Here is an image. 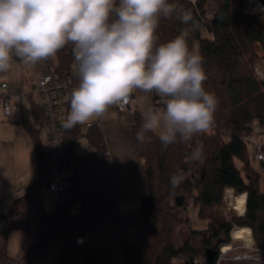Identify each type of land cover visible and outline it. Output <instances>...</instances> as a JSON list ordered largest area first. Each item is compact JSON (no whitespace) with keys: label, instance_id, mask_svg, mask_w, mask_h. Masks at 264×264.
<instances>
[{"label":"trees","instance_id":"16d2710c","mask_svg":"<svg viewBox=\"0 0 264 264\" xmlns=\"http://www.w3.org/2000/svg\"><path fill=\"white\" fill-rule=\"evenodd\" d=\"M170 2L191 9L195 24L188 45L202 55L207 77L204 88L218 101L213 115L218 129L216 133L203 134L202 159L192 161L191 141L179 137L166 148L152 132L145 133L144 142H140L136 134L143 115L131 109L132 139L137 154L145 160L148 191L139 197L140 213L130 218L132 222H143L138 242L124 239L114 248L109 242H98L97 237L98 229L118 226L125 217L119 212L124 195L107 155L103 132L99 127L83 133L78 124L72 128L64 126L65 145L72 160L65 190L58 196L53 212H43L37 218L35 232L27 228L25 221L15 224L4 221L0 264H33L47 258L57 264H195L194 260L202 256L208 264L206 253L211 250L217 251L214 263L217 264L219 247L230 243L234 226L250 228L256 249L264 251V193L259 171L253 167L248 153L249 146L241 138L254 120L264 125V83L256 80L253 67L264 57V20L260 15L246 14L244 0H199L196 6L185 0ZM208 12L213 15L207 20ZM183 27L175 16L161 18L156 45L173 39ZM204 29L211 38L202 36ZM57 56L59 64L55 72L66 69L70 63L67 46ZM33 110L35 122L42 127V111L36 104ZM23 125L35 147L40 176L35 184L46 185L50 161L39 140L40 133L27 121ZM83 139L93 152L74 150ZM262 139L264 150V131ZM173 175L179 177L175 186L170 182ZM228 188L246 197L243 217H235L231 222L214 212L222 205L223 193ZM21 201H14L10 217L20 214ZM189 202L198 208V217L207 222V229L194 230L188 217L179 216L178 210L186 209ZM218 212L223 217L230 213L226 206ZM1 215L0 219L8 218ZM181 227L188 229V235L177 246L175 235ZM15 229L25 231L30 239L28 253L16 261L8 257L5 248L7 232ZM58 242L61 248L55 250ZM114 249L118 251L115 256L111 253ZM180 257L183 261L175 262Z\"/></svg>","mask_w":264,"mask_h":264},{"label":"clouds","instance_id":"9594fccd","mask_svg":"<svg viewBox=\"0 0 264 264\" xmlns=\"http://www.w3.org/2000/svg\"><path fill=\"white\" fill-rule=\"evenodd\" d=\"M173 16L184 27L157 46L160 19ZM194 24L191 9L170 0H0V73L13 56L35 65L71 44L79 83L64 126L102 117L136 90L155 93L166 103L145 109L136 135L144 142L152 132L166 148L206 131L218 103L204 88L202 55L188 45ZM202 156L198 147L190 159Z\"/></svg>","mask_w":264,"mask_h":264},{"label":"built area","instance_id":"2783aa9c","mask_svg":"<svg viewBox=\"0 0 264 264\" xmlns=\"http://www.w3.org/2000/svg\"><path fill=\"white\" fill-rule=\"evenodd\" d=\"M192 6H196L199 0H185ZM243 11L248 15H260L264 20V0H244ZM213 13L208 12L206 19H211ZM206 30L202 31L205 33ZM67 46V56L70 59V63L66 69L59 72L53 71L51 74H45L38 78V80L29 86L28 91H18L15 93H10V95L0 96L1 105L3 107V112L6 117H10L12 108H20L23 106L25 100L32 98L34 103L40 108L44 118V124L42 125L43 130V147L49 158V179L47 181V190L52 197H58L64 192L66 187V181L70 178L72 172V160L68 155V147L65 145V132H64V122L66 117L63 106L68 104L70 100V93L73 88H75L79 81L74 76L75 60L72 53V45ZM58 67V65L56 66ZM55 67L54 70L57 68ZM255 78L259 82L264 83V57L258 61L255 65ZM133 94L129 95L127 102H122L114 104V110L117 113L125 114V112H130L133 104ZM152 100L154 102V109L162 108L166 100L160 96L152 93ZM16 99V102L12 105L11 99ZM97 125H99L97 123ZM96 125V126H97ZM248 131H244L241 135L242 140L246 142L249 147L253 149V161L261 166V174L264 176V150H263V139L262 134L264 131V125L259 123V121L254 120L252 123L248 124ZM93 126L89 124V127ZM218 127L216 123L212 121L210 127L197 135H195L190 141V151H194L196 148H203V134H212L217 132ZM93 152V150H89ZM233 190V189H232ZM234 191V190H233ZM235 193V192H234ZM122 201L124 203L130 204L129 214L125 215L122 223L115 227H101L97 231L98 242L105 241L109 242L110 245H115L123 242L126 239L124 235V229L128 225L131 216L140 213V205L135 198L123 197ZM236 227V226H235ZM252 233V232H251ZM241 242V241H240ZM242 245L236 249L246 250L245 253L237 255L234 258H227V254L232 250V244H222L219 247V258L217 264L226 263L228 261H235L238 264H250L251 259L258 260L255 255L247 253L249 250L255 251L256 254H264L263 250H258L254 247H244ZM228 247L229 250H225ZM112 254L117 255V250H112ZM179 261H183V257L179 258ZM205 258L195 259V264H206Z\"/></svg>","mask_w":264,"mask_h":264},{"label":"crops","instance_id":"0c3cea01","mask_svg":"<svg viewBox=\"0 0 264 264\" xmlns=\"http://www.w3.org/2000/svg\"><path fill=\"white\" fill-rule=\"evenodd\" d=\"M202 36H205V34L203 33ZM13 60H15L20 64L22 63L23 65L21 58L13 56ZM58 64H59V60L56 54L55 57H50L41 60L35 65L24 64L25 70L21 72V75L18 78V80H16L15 77L11 76V73L7 75L8 71L4 73H0V96H6V95H10V93H15L24 90L29 92L30 91L29 86L31 84L35 83L40 76L45 74H51L54 71V68ZM152 96H153L152 93L146 94L140 90L134 91L133 100H132L133 101L132 111L137 110L139 111V113H141V115H143V112L147 107L151 106L154 108V102L152 100ZM15 101L16 100L14 98L11 99L12 105L15 103ZM32 103L35 104L34 100L30 98L28 100V104L30 105V111H31L29 116L24 117V115L21 113L20 116L16 115L12 117V112H11L10 117H6L4 115L3 107L1 105V100H0V109L2 111V115L6 120H10L9 123L6 122L3 123V121L0 120V123L2 122L3 124H7L10 129H13L15 131L16 138L18 139V142H20L19 143L20 148L23 150L21 156L24 157V160L27 159L30 160L31 158L33 163L35 164V176L37 177V179L33 182H30L27 186L23 187L25 190L24 193H26L25 196H21L16 199V200L22 199L21 203L19 204L20 205L19 211L23 209V206H25L24 203L29 199L31 200V202H29L28 204L33 202V204L35 205L34 213L42 214L45 211L44 204L42 202L43 191L45 190L49 193V190H47V184L42 186L41 185L38 186L35 184L40 179V176L38 175L37 161L35 156V147H33L32 139L29 133H27V131L25 130L23 125L24 122L27 121L31 123L34 129L39 131L40 133L39 140L41 141V145L43 147L42 139L44 132L42 130V127H40L35 122ZM132 111L125 112V114H120L115 112L114 107L112 105L109 107L107 112L102 117L93 119V121L98 123L99 125L97 126L93 125L91 127H99V129L102 130L103 132L105 145H107V155L109 156L112 169L117 178L118 186L121 188L124 197L135 198L137 200L140 196H142V194H145L148 191V186H147V179L145 172V160L144 158L140 157L137 154L135 143H133V139H132V134L130 129V126L133 123ZM65 117L67 119V116ZM93 121H89L87 123L91 124ZM78 125L82 126L79 123ZM88 129L85 131L87 132ZM81 131L84 133L82 129ZM4 140L6 141L5 145H9L11 143L10 138H4ZM83 140L85 141V139ZM5 141H0V145H3ZM77 146L74 149L75 151ZM84 146H85V151H89L91 149L89 145L85 144V142H84ZM28 178L30 181H32L31 173H29ZM225 191H224V197L226 194ZM228 198L229 200L227 201L225 197V201L223 204V207L224 206L227 207L228 212L231 213L234 211L237 214H240L239 210L244 212L243 210L245 206L239 210L238 208L240 206H236V204L239 203V200L236 203H234L231 202L230 200L232 199L231 195H228ZM244 200H245L244 202H246V197ZM0 208L2 209L1 206ZM25 208H27V206ZM179 210L184 211L183 213H185L187 217L190 219L191 227H193L194 230L201 231L207 229V222L204 220H200L198 217L199 213L197 207L188 206L186 210L184 209H179ZM127 229L128 228L125 227L124 235L126 239H130L132 232L131 230H127ZM22 258L24 257H21L19 260H21ZM37 264H53V263L48 260H45Z\"/></svg>","mask_w":264,"mask_h":264},{"label":"rangeland","instance_id":"374dc122","mask_svg":"<svg viewBox=\"0 0 264 264\" xmlns=\"http://www.w3.org/2000/svg\"><path fill=\"white\" fill-rule=\"evenodd\" d=\"M205 36L203 37H209L211 38L210 34L204 33ZM261 60V59H260ZM258 60V61H260ZM256 61L254 63V65L258 62ZM23 62V61H22ZM24 64L22 65V63H18L15 60L12 59L10 68L8 70V73H11V76L15 77L16 80H18V78L21 75V72L25 70ZM254 67V66H253ZM6 75V76H7ZM12 83V82H11ZM16 100V99H15ZM16 102V101H15ZM63 110L65 112L64 116L68 115V112L70 110V103L65 104L63 107ZM116 112V111H115ZM23 114L24 117L29 116L31 111H30V105L28 104V100H25V102L23 103V107L22 108H12V117ZM94 118L84 122V123H79L81 124V129L84 131V133L86 132L85 130H87L89 128V121H93ZM0 120L3 121V123H9L10 120H6L3 115H2V111L0 109ZM12 120V119H11ZM2 122L0 123V141H5L4 138H10L11 139V143L9 145H5L6 141L3 145H0V206L2 207V209L0 208V218H1V214L7 216L8 218L5 219H0V250L1 247L3 245V234H2V229H3V225H4V221L6 220H10L11 223H20L25 221L27 228H29L32 232L36 231V223H37V218L39 216H41L39 213H34V204L33 202L28 204L29 202H31V200H27L24 204L25 206H23V209L20 211L21 213L16 215L14 213L13 217H10L11 214V208L12 205L14 203V201L21 197V196H25L26 193L24 188L25 186H27L30 182H33L37 179V177L35 176V164L33 163L32 159L30 158V160H24V157L21 156L22 155V149L20 148V145L18 142V139L16 138V133L13 129H10L8 127L7 124H3ZM92 125L96 126L97 123L96 122H92ZM84 140H82L77 148L76 151L79 153H83L85 151V146H84ZM248 153L250 154L251 158L253 159V156L255 153H253V149L252 147H248ZM237 167H241L240 164H238L236 162ZM31 167V170H30ZM253 167L255 169H257L259 171V176H260V182L262 185V191L264 193V176L261 174V166L258 163H253ZM29 173H31L32 176V181L29 180L28 175ZM24 179V180H23ZM68 180V179H67ZM19 190V191H18ZM225 197L227 199V201L229 200L228 195H231L232 199L231 202L236 203L239 200V203L241 204H236V206H240L238 208L241 209L242 207L245 206V194L243 193V195H236L232 189H228L225 191ZM231 193V194H230ZM225 197H224V193H223V203L221 206L217 207L214 212L215 214L219 217L224 219L226 222H231L233 218L237 217H243L244 212L240 211V214L235 213L234 211L229 213V216L227 217H223L220 215V213L218 212V209L220 207H223L224 201H225ZM58 198V197H57ZM56 197H52L47 191H43V195H42V202L44 204V208L45 211L44 213L46 214H50L53 212L54 210V206H55V202L57 201ZM138 202V205H140L141 201L140 198H138L136 200ZM242 201V202H241ZM27 206V208H25ZM189 206H194L193 202H189ZM187 208V207H186ZM27 209V210H25ZM131 207L130 204L124 203L123 201L120 202L119 205V212L122 215H127L129 214ZM186 210V209H184ZM180 211V212H179ZM183 210H178V214L180 217H182L183 219L187 217V215L185 213H183ZM128 229L127 230H131L132 235L130 237V239H127L129 242L132 241L133 243H137L138 239H139V234L141 233V231L143 230V222L142 221H134L132 222L131 220L129 221L128 225L126 226ZM237 227V226H236ZM235 228V226H234ZM233 230V229H232ZM231 230V232H232ZM188 229L186 227H181L177 229L176 235H175V242L177 244V246H181L184 242V240L187 239V235H188ZM231 232H230V243L232 244V250L230 251V253L227 254V258L231 259L234 257H237V255H240L245 253L246 250L243 249H236L237 247H240L242 245V243L240 242V240H234L231 237ZM8 236V241L6 244V254L8 255V257H10L12 260L16 261L19 260L21 257H24L27 253H28V243L30 241L28 233H26L23 230H10L9 232H7ZM251 237L253 239V244L254 247L256 248V239L254 238V235H252L251 233ZM230 243H226V244H230ZM57 247H54V249L59 250L61 248V246L58 244H56ZM53 249V251H55ZM247 253L255 255L258 260H253L251 259L249 261L250 264H264V254H256L255 251L253 250H249L247 251ZM202 257L198 258V259H202ZM45 260H48L50 262H52L53 264H57L56 261H54L51 258H47ZM44 260V261H45ZM179 259L177 258L175 260V262H178ZM41 262V261H40ZM39 262L33 263V264H37ZM222 264H238L237 262L231 260L228 261L226 263H222Z\"/></svg>","mask_w":264,"mask_h":264},{"label":"bare ground","instance_id":"6f19581e","mask_svg":"<svg viewBox=\"0 0 264 264\" xmlns=\"http://www.w3.org/2000/svg\"><path fill=\"white\" fill-rule=\"evenodd\" d=\"M231 237L234 240H240L241 242H243L244 247H252L253 245V239L251 237V229L248 227H235L233 228L232 232H231ZM227 249H225L226 251L229 250L228 247H226Z\"/></svg>","mask_w":264,"mask_h":264},{"label":"water","instance_id":"95a60500","mask_svg":"<svg viewBox=\"0 0 264 264\" xmlns=\"http://www.w3.org/2000/svg\"><path fill=\"white\" fill-rule=\"evenodd\" d=\"M216 253H217V251H213V250L208 251L206 253L208 264H214L215 263L216 256H217Z\"/></svg>","mask_w":264,"mask_h":264}]
</instances>
